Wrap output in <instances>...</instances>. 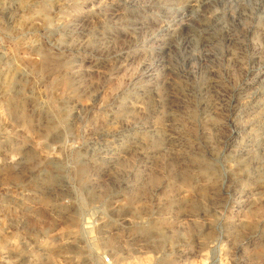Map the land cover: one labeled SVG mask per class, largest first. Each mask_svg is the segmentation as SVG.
<instances>
[{"label":"rangeland","instance_id":"374dc122","mask_svg":"<svg viewBox=\"0 0 264 264\" xmlns=\"http://www.w3.org/2000/svg\"><path fill=\"white\" fill-rule=\"evenodd\" d=\"M0 264H264V0H0Z\"/></svg>","mask_w":264,"mask_h":264},{"label":"bare ground","instance_id":"6f19581e","mask_svg":"<svg viewBox=\"0 0 264 264\" xmlns=\"http://www.w3.org/2000/svg\"><path fill=\"white\" fill-rule=\"evenodd\" d=\"M190 2H192V1H190ZM198 3V2H197ZM191 4V3H190ZM192 4H194V3H192ZM190 6V5H189Z\"/></svg>","mask_w":264,"mask_h":264}]
</instances>
